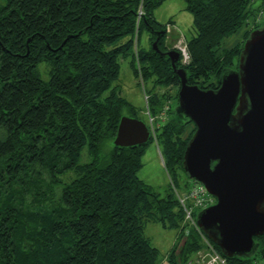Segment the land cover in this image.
<instances>
[{
  "label": "trees",
  "instance_id": "16d2710c",
  "mask_svg": "<svg viewBox=\"0 0 264 264\" xmlns=\"http://www.w3.org/2000/svg\"><path fill=\"white\" fill-rule=\"evenodd\" d=\"M164 1H0V264H158L159 251L143 234L148 220L180 228L167 255L170 263L184 264L205 246L196 226L187 234L181 228L174 194L154 193L137 173L145 146L156 141L176 186L171 171L182 169L196 130L177 110V93L174 110L153 122V133L144 120L150 129L144 145L119 147L112 141L124 111L134 112L112 86L119 57L131 54L141 81L154 75V85L179 89L169 58L138 46L146 28L160 51L172 49L166 24L153 16ZM184 3L195 34L186 39L190 63L178 61V67L186 69L189 84L216 89L223 70L237 67L244 41L259 27L250 22L264 0ZM243 25L241 39L224 47ZM124 36L126 41L107 47ZM147 96L154 118L151 103L160 96ZM162 96L172 95L166 90ZM85 147L91 159L78 164ZM69 169L76 177L62 183L57 194L58 175ZM254 240L259 246L251 257L224 256L209 242L226 264H254L264 256V234Z\"/></svg>",
  "mask_w": 264,
  "mask_h": 264
},
{
  "label": "water",
  "instance_id": "95a60500",
  "mask_svg": "<svg viewBox=\"0 0 264 264\" xmlns=\"http://www.w3.org/2000/svg\"><path fill=\"white\" fill-rule=\"evenodd\" d=\"M152 48L169 58L180 84L176 108L196 127L182 169L215 198L196 212V224L222 255L251 257L259 246L254 238L264 234V22L249 33L237 67L223 70L216 89L189 84L175 49L160 51L156 40ZM116 130V146L149 141L146 122L134 116L122 114Z\"/></svg>",
  "mask_w": 264,
  "mask_h": 264
},
{
  "label": "rangeland",
  "instance_id": "374dc122",
  "mask_svg": "<svg viewBox=\"0 0 264 264\" xmlns=\"http://www.w3.org/2000/svg\"><path fill=\"white\" fill-rule=\"evenodd\" d=\"M1 1V0H0ZM260 0H253V4L257 5ZM185 3L184 0H166L164 1L157 10L154 11V19L159 23L166 24L165 31H167V41L170 48H173L177 39L180 36H183L186 39L191 38L195 34V29L193 28V19L192 15L189 11L184 8ZM263 9V8H262ZM173 21L168 23L169 21ZM264 22L263 19L258 18L255 15L254 19L250 22V25L257 26L261 25ZM173 23L176 25L174 26ZM178 29H177V28ZM245 26L243 25L239 28L235 34L226 38L224 47L232 46L237 41L241 39V35ZM179 30V31H178ZM139 35V49L144 51H149L152 48V42H150V35L146 28H142L140 30ZM127 36L121 37L115 43L108 44V48L114 47L118 45V43L126 41ZM170 50V49H169ZM131 54L126 56L119 57V71L117 74V79L112 83V86L116 88L117 94L124 98L129 106L134 109V112L131 113L128 110L124 111V114L132 117H136L137 119L146 120L150 127V119L148 118V111L146 107V97L147 95H153L156 93L160 96L159 102L151 103V106L155 108L156 118L164 119L168 116L167 111H173L176 104L175 94L178 91V86L174 85L171 87H162L161 85H154L152 77L144 78V81H141L140 78L136 77L133 73V68L130 65ZM39 69L42 73V78H47V74L43 69V66L40 65ZM146 89V90H144ZM168 91L170 95L162 96L163 91ZM146 91V93H145ZM107 93V92H106ZM157 119L154 121L157 124ZM106 150V147L103 148ZM80 158L78 160V164L87 163L91 159V155L87 153L86 147L83 148L80 152ZM141 166L137 170L138 177L143 183H147L154 193H158L160 196H166L168 192L177 196L176 191L185 190L188 186V178L181 168H175V172L171 171L174 182L176 186L174 187L173 183L170 180L169 172L166 171L164 167V161L162 160V156L156 141H151L144 148V154L141 157ZM60 182L57 185L56 193L58 194L61 190L62 183H68L75 176V172L72 169L68 171H64L59 175ZM199 211L195 209V212ZM143 234L145 237L149 238L151 244L156 247L159 251L158 253V264H173L170 263L167 255L171 250V246L176 241L180 228L170 227L164 228L157 223L156 221L148 220V222L144 223ZM176 264H183L181 260L177 259ZM226 264V263H225ZM254 264H264V256L258 258L254 261Z\"/></svg>",
  "mask_w": 264,
  "mask_h": 264
},
{
  "label": "built area",
  "instance_id": "2783aa9c",
  "mask_svg": "<svg viewBox=\"0 0 264 264\" xmlns=\"http://www.w3.org/2000/svg\"><path fill=\"white\" fill-rule=\"evenodd\" d=\"M256 16L264 20V9L261 8L257 12ZM173 49L179 52V61L183 66L190 63L191 54L190 51H188L187 40H185L183 36H180L179 39H177V42L173 45ZM147 113L150 123L153 124V122L157 119L156 116L153 118L150 116L149 112ZM161 120H165V117ZM150 129L153 133L154 129L152 125ZM176 192V198L178 203H180L183 214L181 228L184 233L187 234L193 226H196L199 229L198 224H196L195 221V209L201 210L215 203L214 196L206 191L202 182L193 179H189L188 186L185 190ZM201 235H203V242L205 246L203 249L197 250L184 264H225L226 258L216 251L213 245L210 244L209 238L203 234V232H201Z\"/></svg>",
  "mask_w": 264,
  "mask_h": 264
},
{
  "label": "crops",
  "instance_id": "0c3cea01",
  "mask_svg": "<svg viewBox=\"0 0 264 264\" xmlns=\"http://www.w3.org/2000/svg\"><path fill=\"white\" fill-rule=\"evenodd\" d=\"M174 26H176L174 23H173ZM177 28V27H176ZM178 29V28H177ZM179 31V30H178Z\"/></svg>",
  "mask_w": 264,
  "mask_h": 264
},
{
  "label": "flooded vegetation",
  "instance_id": "af4514ba",
  "mask_svg": "<svg viewBox=\"0 0 264 264\" xmlns=\"http://www.w3.org/2000/svg\"><path fill=\"white\" fill-rule=\"evenodd\" d=\"M167 50V49H166ZM166 50H164V51H166Z\"/></svg>",
  "mask_w": 264,
  "mask_h": 264
},
{
  "label": "bare ground",
  "instance_id": "6f19581e",
  "mask_svg": "<svg viewBox=\"0 0 264 264\" xmlns=\"http://www.w3.org/2000/svg\"><path fill=\"white\" fill-rule=\"evenodd\" d=\"M183 67V66H182Z\"/></svg>",
  "mask_w": 264,
  "mask_h": 264
}]
</instances>
